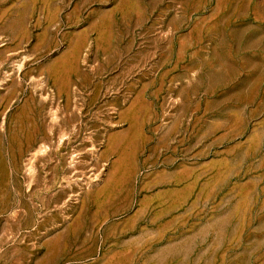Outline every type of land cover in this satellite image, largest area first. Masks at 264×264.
Returning a JSON list of instances; mask_svg holds the SVG:
<instances>
[{
	"label": "rangeland",
	"instance_id": "obj_1",
	"mask_svg": "<svg viewBox=\"0 0 264 264\" xmlns=\"http://www.w3.org/2000/svg\"><path fill=\"white\" fill-rule=\"evenodd\" d=\"M0 264H264V0H0Z\"/></svg>",
	"mask_w": 264,
	"mask_h": 264
}]
</instances>
